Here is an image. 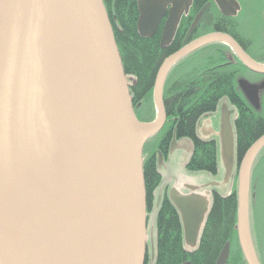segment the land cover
<instances>
[{
  "label": "water",
  "instance_id": "95a60500",
  "mask_svg": "<svg viewBox=\"0 0 264 264\" xmlns=\"http://www.w3.org/2000/svg\"><path fill=\"white\" fill-rule=\"evenodd\" d=\"M215 2L224 15H235L234 0ZM190 3L137 0L139 36L152 37L167 14L160 36V48H166ZM213 43L226 45L248 71L264 76V64L229 35L201 36L162 61L152 92L155 119L140 122L103 0H0V264H144L143 146L166 122L169 70ZM238 88L259 110L256 92L264 84L239 79ZM229 118L224 111L219 133L226 176L234 162ZM175 143L172 138L169 153ZM262 148L264 135L237 170L235 230L245 264H260L249 230V186ZM168 199L180 216L185 245L194 249L210 200L176 188ZM229 249L226 243L215 264H226Z\"/></svg>",
  "mask_w": 264,
  "mask_h": 264
},
{
  "label": "trees",
  "instance_id": "16d2710c",
  "mask_svg": "<svg viewBox=\"0 0 264 264\" xmlns=\"http://www.w3.org/2000/svg\"><path fill=\"white\" fill-rule=\"evenodd\" d=\"M103 4L113 30L136 117L140 122H152L156 115L152 90L160 64L199 36L193 34L186 38L190 22L196 15L197 0L193 1L190 13L181 19L166 48H160L161 29L150 38L139 36L136 26L137 0H103ZM220 33L234 37L229 32ZM228 52L229 48L221 43L210 44L183 58L167 74L163 89L166 122L157 134L145 142L142 151L146 211L148 213L155 209L156 256L153 264H183L187 261L191 264H215L226 243H229L230 252L237 248V254L235 252L236 255L231 259L237 264H245L235 230L237 169L247 149L264 135V96L259 110L243 98L236 79L244 74L256 75L249 72L235 57L230 62L227 59ZM223 98L229 100L236 112L233 130L237 168L232 177L233 188L227 196L212 192L210 210L198 249L188 253L184 250L181 225L167 191L161 195L160 200L154 196L161 186L157 157L160 152L166 158L172 138L177 141L186 139L192 147L191 156L185 165L186 171L216 174L217 143L215 140L199 138L196 123L200 117L215 112ZM250 183L258 201L264 191V148L254 159ZM251 200L249 192V203ZM261 242L264 245V236ZM230 256L226 264L233 262Z\"/></svg>",
  "mask_w": 264,
  "mask_h": 264
},
{
  "label": "rangeland",
  "instance_id": "374dc122",
  "mask_svg": "<svg viewBox=\"0 0 264 264\" xmlns=\"http://www.w3.org/2000/svg\"><path fill=\"white\" fill-rule=\"evenodd\" d=\"M253 76L244 74L236 79V85L238 86L239 79L253 80ZM264 90V89H263ZM261 90V91H263ZM259 102L261 100L259 99ZM224 111L230 113V122L232 129L234 128V121L236 118V112L234 107L230 104L227 98H223L219 101L215 112L200 117L196 123V134L199 138L204 140L214 139L217 140L218 154H217V171L216 174L208 172H188L185 170V163L191 156V145L187 141H179L175 143V147L171 150L169 159L164 161L158 168H160L163 175V182L166 181V171L176 176V180L170 183V189L176 188L181 194L183 191L192 190L194 193L206 197L210 200V195L213 191L219 193L222 196H227L229 193L228 187L225 183V175L227 171L226 159L222 151L220 143V129L223 119ZM167 167L164 171L163 168ZM252 184L250 183V195L251 205L249 203V230L254 247L257 250L258 258L262 264H264V245H261V241L264 236V191L262 198L256 201V196L252 193ZM157 196V194H155ZM253 197V198H252ZM253 204V205H252ZM149 213V214H148ZM147 214V247L146 252L149 255V241L150 237L155 235V209ZM237 254L236 250L229 251L230 259ZM229 258V257H228ZM233 260L231 259V262ZM230 264V263H229ZM231 264H237L233 261Z\"/></svg>",
  "mask_w": 264,
  "mask_h": 264
},
{
  "label": "flooded vegetation",
  "instance_id": "af4514ba",
  "mask_svg": "<svg viewBox=\"0 0 264 264\" xmlns=\"http://www.w3.org/2000/svg\"><path fill=\"white\" fill-rule=\"evenodd\" d=\"M193 1L194 0H191L188 10L181 14L177 27L179 26L181 19L183 17H186L190 13ZM234 2L238 6V8L235 9V15L226 16L220 11L215 0H197L196 15L195 17H193L192 21L190 22V26L186 33V38H188L190 35L193 34L195 35L199 34L198 37H201L203 35L213 32H220V31L229 32L234 37H232L231 35L229 36L240 46V48L248 55V57H250L256 63L264 64V0H234ZM166 18H167V14L160 22V25L156 32H158L159 29H161L162 32ZM196 19L197 21L195 26L191 28L192 24ZM229 53H230V49L229 52L227 53V56ZM234 57L235 56H233V59L230 60V62H233ZM252 74L256 76H254L253 80L251 81L248 80L250 84L256 85V87H258L261 84H264V76L255 73ZM259 90L260 89L258 88L257 92ZM261 95H264V90L261 92ZM169 148H170V144L168 146L167 155L169 154ZM167 157L168 156H166V158ZM182 193L189 194L191 193V191L189 190L183 191ZM176 213L181 225L180 216L177 210ZM181 229H182V225H181ZM182 237H183V232H182ZM199 243H200V238L197 242L196 247L194 249H190L188 246L185 245L183 241L184 250L188 253H192L198 249ZM146 247H147V243L145 246L144 264H153L156 256V228H155V235L154 236L152 235L150 237L149 255L146 252ZM256 254H257V250H256Z\"/></svg>",
  "mask_w": 264,
  "mask_h": 264
},
{
  "label": "crops",
  "instance_id": "0c3cea01",
  "mask_svg": "<svg viewBox=\"0 0 264 264\" xmlns=\"http://www.w3.org/2000/svg\"><path fill=\"white\" fill-rule=\"evenodd\" d=\"M169 155L170 154H168V157L165 159L166 161L169 159ZM188 161V160H187ZM187 163V162H186ZM186 163H185V165H186ZM234 166V165H233ZM163 170L164 171H166L167 170V167H165V168H163ZM231 173H232V171H231ZM231 173L229 174V176H226L225 175V183H226V185H227V187H228V193H230L231 192V190H232V188H233V184H232V175H231ZM159 174H160V176H161V180H162V183H161V192H160V194H162L163 192V190L165 189V188H169L170 187V183L172 182V181H174V180H176V176L175 175H173V174H171V173H167V171H166V181L165 182H163V175H162V173H161V170H160V168H159ZM177 181V180H176Z\"/></svg>",
  "mask_w": 264,
  "mask_h": 264
},
{
  "label": "bare ground",
  "instance_id": "6f19581e",
  "mask_svg": "<svg viewBox=\"0 0 264 264\" xmlns=\"http://www.w3.org/2000/svg\"><path fill=\"white\" fill-rule=\"evenodd\" d=\"M206 35H207V34H206ZM230 51H231V50H230ZM175 65H176V64H175ZM126 81H127V80H126ZM152 92H153V90H152ZM261 92H262L261 90H259L258 92H256V97H257L258 99H260V100H261V99L263 98V96H264V95H261ZM242 96H243V98L247 101V98H246L243 94H242ZM253 245H254V244H253ZM254 249H255V247H254ZM255 252H256V250H255ZM256 255H257V254H256ZM257 258H258V256H257ZM258 261H259L260 264H262L261 261H260V258H258Z\"/></svg>",
  "mask_w": 264,
  "mask_h": 264
}]
</instances>
